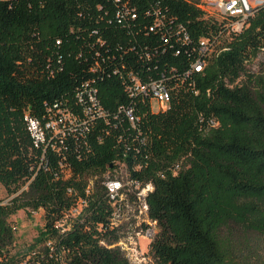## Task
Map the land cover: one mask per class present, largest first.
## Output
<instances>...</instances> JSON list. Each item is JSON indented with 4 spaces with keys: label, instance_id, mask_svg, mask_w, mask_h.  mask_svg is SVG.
<instances>
[{
    "label": "trees",
    "instance_id": "obj_1",
    "mask_svg": "<svg viewBox=\"0 0 264 264\" xmlns=\"http://www.w3.org/2000/svg\"><path fill=\"white\" fill-rule=\"evenodd\" d=\"M227 23L201 0H0V182L11 195L0 264H135L111 225L105 181L120 164L153 186L157 230L141 264H264L244 253L250 233L264 234V70L248 66L264 50V8L239 32ZM202 37L206 64L187 75ZM130 71L164 79L165 110L128 93ZM87 83L105 117L36 145L26 115L73 107ZM131 102L136 127L115 116ZM79 199L80 215L58 224ZM21 208L43 209V225L18 254L9 217Z\"/></svg>",
    "mask_w": 264,
    "mask_h": 264
},
{
    "label": "built area",
    "instance_id": "obj_2",
    "mask_svg": "<svg viewBox=\"0 0 264 264\" xmlns=\"http://www.w3.org/2000/svg\"><path fill=\"white\" fill-rule=\"evenodd\" d=\"M202 2L203 6L210 12L228 20V27L233 32L241 31L245 27L248 18L255 13L256 9L264 8V0H205ZM156 19L154 25L150 26V29L163 23L161 18ZM179 31L182 33L181 38L183 40L189 39L187 32ZM209 42V39L205 37L201 38L198 45L200 55L191 62L190 67L186 70L187 75H190L194 71H202L206 64L203 55L210 49ZM57 43H59V40H57ZM128 76L129 80L126 83V89L132 97L139 100L148 98L151 109L154 111L165 110L168 107L171 101V91L164 79H143L132 71L129 72ZM154 101L159 103L157 109L154 108ZM48 112L49 117L44 122L37 117L26 115L28 129L36 145L45 144L48 141L47 139H49V135L52 137H62L72 130L73 134L83 131L96 117H105L106 109L99 99L97 87L88 85L87 83L86 86L76 91L73 107L69 105L60 106L59 103H54L53 106L49 107ZM120 115L131 126H138L140 115L133 102L120 106L115 116L118 117ZM105 184L110 197L113 199L114 211L111 225L122 228V236L115 245L120 246L129 259V254L135 256L141 254L146 259V262L142 263H147L149 258L147 253L141 249L139 238L145 236L151 241L157 230L156 221L152 220L148 215V204L146 201L148 191L153 188L152 184L146 183L142 185L137 180L128 179L126 170L122 164L115 170L114 175H107ZM86 191H89V188ZM85 203L84 199H79L77 204L59 220L58 224L65 223L72 216L73 219H76L80 215ZM131 262L133 261L131 260Z\"/></svg>",
    "mask_w": 264,
    "mask_h": 264
},
{
    "label": "rangeland",
    "instance_id": "obj_3",
    "mask_svg": "<svg viewBox=\"0 0 264 264\" xmlns=\"http://www.w3.org/2000/svg\"><path fill=\"white\" fill-rule=\"evenodd\" d=\"M248 66L251 70H255L256 72L264 70V51L260 52L259 56L249 61ZM153 105L154 108L157 109L159 103L154 101ZM10 197L11 195H9V192L0 182V200L9 199ZM9 221L15 231V240L12 245L11 253L20 254L29 247L38 235V231L43 225V209L30 211L28 209L21 208L9 217ZM236 229V231H238V228ZM248 237L249 242L251 243V249H245L244 253L249 256L251 255L252 258L254 256H259L260 260L264 262V234L253 232L250 233ZM150 242V239H147L145 236H141L139 238V245L146 253L148 252L147 250H149ZM129 256L134 263L146 262V259L143 258L141 254L138 256L129 254ZM147 262L149 261L147 260Z\"/></svg>",
    "mask_w": 264,
    "mask_h": 264
},
{
    "label": "crops",
    "instance_id": "obj_4",
    "mask_svg": "<svg viewBox=\"0 0 264 264\" xmlns=\"http://www.w3.org/2000/svg\"><path fill=\"white\" fill-rule=\"evenodd\" d=\"M201 1H205V0H201Z\"/></svg>",
    "mask_w": 264,
    "mask_h": 264
}]
</instances>
